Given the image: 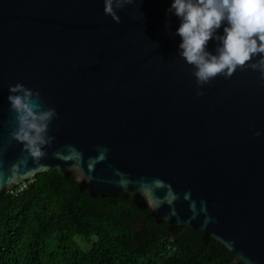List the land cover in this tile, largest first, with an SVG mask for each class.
<instances>
[{"label":"water","instance_id":"water-1","mask_svg":"<svg viewBox=\"0 0 264 264\" xmlns=\"http://www.w3.org/2000/svg\"><path fill=\"white\" fill-rule=\"evenodd\" d=\"M173 2L133 0L117 23L104 0H0V197L59 169L264 264V79L238 68L199 88ZM17 83L58 113L40 158L10 135Z\"/></svg>","mask_w":264,"mask_h":264},{"label":"trees","instance_id":"trees-1","mask_svg":"<svg viewBox=\"0 0 264 264\" xmlns=\"http://www.w3.org/2000/svg\"><path fill=\"white\" fill-rule=\"evenodd\" d=\"M0 264H244L202 230L170 229L131 197H94L59 169L0 197Z\"/></svg>","mask_w":264,"mask_h":264},{"label":"clouds","instance_id":"clouds-1","mask_svg":"<svg viewBox=\"0 0 264 264\" xmlns=\"http://www.w3.org/2000/svg\"><path fill=\"white\" fill-rule=\"evenodd\" d=\"M132 2L104 0V13L120 23L118 10ZM167 11L181 20L175 33L182 38L179 55L195 67L193 74L199 88L218 75L231 78L238 68L258 71L264 79V0H174ZM224 22L227 26L219 35ZM211 40L218 42L216 54L207 50ZM9 92L10 110L15 113L17 125L11 137L22 143L32 157H43L44 149L54 139L48 132L58 113L54 108H45L40 93L23 84L9 86ZM197 95L203 96L204 92L200 90Z\"/></svg>","mask_w":264,"mask_h":264}]
</instances>
